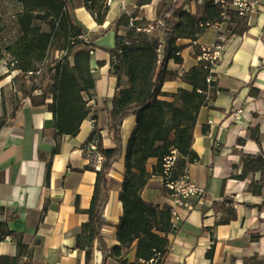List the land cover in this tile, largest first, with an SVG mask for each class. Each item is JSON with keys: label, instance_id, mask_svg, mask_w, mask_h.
<instances>
[{"label": "crops", "instance_id": "0c3cea01", "mask_svg": "<svg viewBox=\"0 0 264 264\" xmlns=\"http://www.w3.org/2000/svg\"><path fill=\"white\" fill-rule=\"evenodd\" d=\"M137 1L114 0L105 23L99 25L86 10L84 0H70L82 37L96 46L90 61L95 89L86 97L90 113L78 134L63 136L56 154L53 113L47 106L34 107L29 99H23L14 85L18 73L10 72L6 61L0 60V119L4 122L0 124V222L24 237L26 248L20 264H87L86 252L76 248V236L88 221L86 211L91 206L97 173L87 170L90 160L84 147L95 126L102 127L112 110L121 83L110 72L116 28L120 36L127 32L117 22L135 13L138 21L153 24L157 20L161 0L142 7ZM196 4L193 1L187 5V11L195 14ZM246 20L248 30L243 35L227 29L228 40L215 70L214 89L197 116L192 149L198 162L190 165L188 172L207 190L206 196L202 201L190 199L191 210L177 209L179 220L168 236L164 264H264V168L244 170L247 158L264 160V0L259 12ZM217 34L210 29L194 42H177L184 47L183 63L170 61L168 69L179 77L165 82L160 100L175 102L181 89L192 90L181 77L198 65L197 51L214 45ZM238 110L242 112L238 114ZM135 128L136 117L131 115L121 129L123 157L108 176L107 225L101 233L109 249L120 244L117 225L124 213L120 201L124 154ZM101 138L105 149L115 147L107 129L101 131ZM156 164L157 159H150L147 171L152 173ZM162 188L163 179L153 176L142 192L143 199L161 207L172 206ZM224 200H230L237 212V219L228 224L219 223L222 213L214 209ZM18 255L16 241L7 238L0 242V256ZM126 258L130 263L135 261V245ZM102 259V251L95 246L90 264H102ZM107 264L120 263L111 256Z\"/></svg>", "mask_w": 264, "mask_h": 264}, {"label": "trees", "instance_id": "16d2710c", "mask_svg": "<svg viewBox=\"0 0 264 264\" xmlns=\"http://www.w3.org/2000/svg\"><path fill=\"white\" fill-rule=\"evenodd\" d=\"M11 1L20 8L13 15L17 38L0 49V58L6 61L10 72L18 73L14 79L16 92L21 93L23 99H29L32 106H47L53 113L57 130L53 152L56 154L61 138L76 136L90 113L86 97L95 89L90 61L96 46L81 38L82 29L70 10V0ZM152 1L138 0L137 3L142 7ZM193 1L196 0H161L157 20L153 24L136 20L137 13L117 22V26L126 27L127 32L120 36L116 28V46L110 51V72L119 77L121 83L112 100V110L106 114L102 127L95 126L84 147L86 150L97 141L103 157L98 170L96 155L85 154L90 160L87 170L97 173L91 206L86 211L88 221L82 224L76 236V248L86 252L87 264L93 259L95 246L102 251V264H107L111 256L120 264H140V260L149 261L155 253L163 257L168 254V236L175 229L172 206L161 207L147 202L142 192L153 176L164 177L165 159L173 151L178 157L171 172L172 180L183 176L190 165L198 162L192 147L198 113L208 103L214 89V83L211 89L207 83L211 75L209 69L205 64L198 63L181 77L192 90L181 89L175 95V102L159 98L163 95L165 82L179 77L178 73L168 69L170 61L179 65L183 63L181 52L184 47L177 42L182 39L194 42L206 31L201 25L222 21V9L213 0L197 3L195 14L185 10ZM84 4L95 22L103 25L110 7L107 0H84ZM233 21L229 28L232 34L243 35L248 30L245 18L234 17ZM44 26L48 29L45 30ZM151 27L153 34L147 32ZM200 52L198 50L197 54ZM45 66L53 76L43 88L37 84V75ZM131 115L136 117V128L124 154L125 179L120 193L124 213L117 225L120 244L109 249L101 233L107 225L104 214L110 191L108 176L123 157L121 129L124 120ZM0 124L4 125L1 119ZM103 129L109 131L114 148L105 149L102 146ZM150 159H157L152 173L146 168ZM260 168H264L262 157L247 158L244 162L245 171ZM162 189L165 195L169 194L165 185ZM214 209L222 213L220 224L237 219L236 209L230 200L216 203ZM7 238L16 241L19 255L0 256V264H20L21 253L26 248L24 237L0 222V242ZM134 245L136 258L130 263L126 254ZM211 255L212 249L208 253L209 257Z\"/></svg>", "mask_w": 264, "mask_h": 264}, {"label": "built area", "instance_id": "2783aa9c", "mask_svg": "<svg viewBox=\"0 0 264 264\" xmlns=\"http://www.w3.org/2000/svg\"><path fill=\"white\" fill-rule=\"evenodd\" d=\"M114 0H107L108 6H111ZM263 0H213L214 4L219 5L222 9V21L201 25L206 31L210 29H215L218 32L217 41L214 45L210 47L202 48L201 52L196 56L198 63H203L206 68L210 71V76L207 78V83L211 89V85L214 83L215 70L221 59L222 53L225 49L227 43V29L234 24L233 18L238 19H248L256 15L260 8ZM196 3H202V0H196ZM188 10V6L185 7ZM160 24V23H159ZM159 24L157 26H159ZM149 34L154 33V29L151 27L147 30ZM82 39H84L81 36ZM160 51V50H159ZM114 59V58H113ZM1 60V58H0ZM242 111L238 110L237 113L240 114ZM84 154H94L97 157V169L100 170V165L103 160L102 155L99 153L98 142L95 141L91 143ZM178 154L173 151L172 154L165 159L164 165V177L163 185L169 191V198L172 200V224L175 226L174 222L179 220L177 213L178 208H185L191 210L190 199L197 198L202 201L206 196L207 190L198 186L192 179L188 171L185 172L183 176L176 180H172L171 172L175 167ZM196 164V163H195ZM169 249V248H168ZM165 257L160 253H155L152 259L149 261L140 260V264H164Z\"/></svg>", "mask_w": 264, "mask_h": 264}, {"label": "rangeland", "instance_id": "374dc122", "mask_svg": "<svg viewBox=\"0 0 264 264\" xmlns=\"http://www.w3.org/2000/svg\"><path fill=\"white\" fill-rule=\"evenodd\" d=\"M18 5L12 3L11 0H0V47L4 49L7 44L17 38V28L15 26V19L13 15L19 10ZM44 29L48 28L44 26ZM48 68L45 66L37 75V84L45 88L50 81L53 73L47 72Z\"/></svg>", "mask_w": 264, "mask_h": 264}]
</instances>
